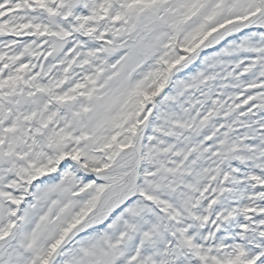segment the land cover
<instances>
[{"label":"snow or ice","instance_id":"6c2138e0","mask_svg":"<svg viewBox=\"0 0 264 264\" xmlns=\"http://www.w3.org/2000/svg\"><path fill=\"white\" fill-rule=\"evenodd\" d=\"M0 264H264V0H0Z\"/></svg>","mask_w":264,"mask_h":264}]
</instances>
